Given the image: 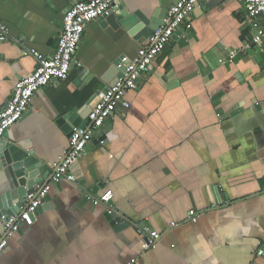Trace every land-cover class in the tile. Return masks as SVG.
Here are the masks:
<instances>
[{"label": "crops", "instance_id": "obj_1", "mask_svg": "<svg viewBox=\"0 0 264 264\" xmlns=\"http://www.w3.org/2000/svg\"><path fill=\"white\" fill-rule=\"evenodd\" d=\"M84 1L0 0L10 37L0 41V108L37 67L23 50L53 56L65 12ZM172 4L118 2L147 17ZM132 18L128 28L89 23L68 77L40 90L6 132L28 141L51 177L75 129L59 121L89 105L122 56L133 58L148 44ZM263 29L264 18L251 17L243 1L200 0L193 27L179 32L127 93L130 108L118 107L94 132L73 168L77 184L51 186L33 225L8 239L0 264H251L264 239V49L240 51ZM230 52L238 54L221 64ZM108 190L120 223L89 200ZM191 211L196 222L188 220ZM138 226L161 234L155 248ZM255 260L264 264V257Z\"/></svg>", "mask_w": 264, "mask_h": 264}, {"label": "built area", "instance_id": "obj_2", "mask_svg": "<svg viewBox=\"0 0 264 264\" xmlns=\"http://www.w3.org/2000/svg\"><path fill=\"white\" fill-rule=\"evenodd\" d=\"M199 1L180 0L172 4L162 24L150 37L148 44L143 46L133 58L122 56L119 59L117 68L122 69V77L113 87L104 91L99 104L88 116V126L75 128L72 131L70 146L65 157L52 165L53 175L50 181L38 193L27 197V201L21 208L23 211L21 214L1 216L4 233L0 237V255L7 247L8 239L19 232L22 224L33 225L36 212L45 201L53 184L62 181L77 184L73 168L91 143L94 132L104 128L106 121L112 118L118 107L130 108L131 105L126 100L127 93L137 87L141 78L148 73L153 63L178 33L193 27L194 11ZM240 1L244 2L251 17L264 18V0ZM118 2L119 0H87L70 7L64 14L63 28L53 56L45 57L35 50H23V56L36 59L37 67L32 74L17 82L9 102L5 107L0 108V138H3L12 126L21 121L40 90L54 80H64L68 77L75 63L74 56L89 23L108 15L115 7H119ZM9 38L8 27L0 22V41H8ZM254 47L264 49V29L261 34L253 37L251 43L245 44L240 52H247ZM237 54V52H230L228 59H223L220 63L225 64L226 61L233 60ZM77 66L82 67V64L77 63ZM114 197L113 191L108 190L99 197H89V200L100 203L110 216H114L116 215ZM196 215L195 211H191L188 220L196 222ZM178 225V223H171L169 227L176 228ZM137 231L146 238L149 248L157 246L161 238L159 232L152 231L147 226H138ZM257 257H264V239L257 246ZM256 258L251 264H256Z\"/></svg>", "mask_w": 264, "mask_h": 264}, {"label": "water", "instance_id": "obj_3", "mask_svg": "<svg viewBox=\"0 0 264 264\" xmlns=\"http://www.w3.org/2000/svg\"><path fill=\"white\" fill-rule=\"evenodd\" d=\"M180 0H173V4ZM168 9L155 12L152 17H147L143 13H130L121 7H115L108 15L100 18L105 24L113 27H131L134 24L133 18L136 17L143 25L141 34L144 37H151L162 24ZM120 22V23H119ZM119 62L114 65L100 78L94 92L95 97L81 111L62 118L59 124L66 121L73 124L74 128L88 126V116L90 112L99 104L103 97L104 90L113 87L122 77V69H118ZM87 124L85 125L84 122ZM84 124V125H83ZM72 133V131H71ZM29 142L15 141L4 136L0 138V220L2 215L21 214V208L27 201V197L33 193H38L52 178L50 168L42 161L33 150L28 147ZM44 203V202H43ZM121 217L113 216V224L120 223Z\"/></svg>", "mask_w": 264, "mask_h": 264}]
</instances>
